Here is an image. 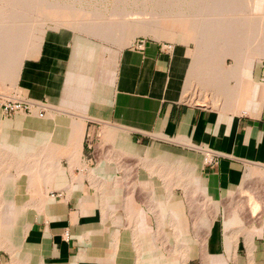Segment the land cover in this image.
<instances>
[{"label": "crops", "instance_id": "crops-1", "mask_svg": "<svg viewBox=\"0 0 264 264\" xmlns=\"http://www.w3.org/2000/svg\"><path fill=\"white\" fill-rule=\"evenodd\" d=\"M48 31L13 78L50 107L0 113V264H264V65Z\"/></svg>", "mask_w": 264, "mask_h": 264}, {"label": "rangeland", "instance_id": "rangeland-1", "mask_svg": "<svg viewBox=\"0 0 264 264\" xmlns=\"http://www.w3.org/2000/svg\"><path fill=\"white\" fill-rule=\"evenodd\" d=\"M9 1L10 0H0V93L14 97L43 99V98L32 97L29 94H27L25 90H20L18 77L17 79H15L13 78V76L19 75L18 70H20L24 58L30 55H34L36 49L38 48L39 43L41 42V39L44 37L45 33L49 32L48 29L50 28L66 27L69 28L71 32H74L76 34H81V33L87 34L93 38H97L100 42L119 46V47L130 44L131 48H134L133 40L137 36H145L148 38V40H156L160 42H164V41L173 42V47H174V45L176 44L175 41L176 35L184 39L182 44L183 49L187 48L189 49L190 52L196 53L199 46L198 39L188 33L190 32L188 30H191V28L189 27L191 25L188 21V17L201 16L200 14L195 13L197 12V10H199L198 9L199 7H192L191 3L186 5L187 3L185 4L184 2H188L187 0H164V2L162 0H56L60 3H65L72 6V8L65 7L62 9L59 8L50 9V8H42V7L38 8L36 6V3L33 2L34 0H31L28 5L20 7L19 11L21 13L19 14V20H20L19 23H15L17 19L16 18L17 14H15L16 8L13 9ZM48 1H55V0H48ZM225 9L227 8L218 9V11L221 12L216 15H209L206 13L202 15H206L208 17L217 16L219 18H222L223 20L230 19L232 21V25H231L232 29H230L227 24H224L223 35L229 33L233 35L237 25V28L240 29L238 31L239 33L238 38H236L235 40L233 36H230L231 39L230 38L220 39L215 42L208 40L209 42L207 41V43L208 44L211 43L212 46L214 47L216 46L215 49L216 51L220 52V54L221 53L223 54L224 50L226 52L227 49L226 44L229 43L231 44L239 43L238 49L242 54H246L247 49L248 50L258 49L260 47L259 44L253 43L251 36L253 35V32L261 33L259 36L262 37L261 42H264L263 41L264 26L261 25L259 26V28L258 27L251 28L252 26L241 25V20L242 17L243 18L251 17L250 15L256 16L263 12L255 8L252 9L228 8L227 10ZM187 11H188V15L186 16L187 18L180 17L179 19L178 15L181 12H187ZM244 12L246 13L248 12V13L244 14ZM173 14L176 16H174ZM72 18L75 19L77 18L76 20L78 22L77 23L69 22L70 19ZM111 19L115 21L116 20H120V21L122 20V21L121 22L114 21L113 23H110L109 20ZM71 21L74 20L72 19ZM70 23L74 25H71ZM129 23L132 24L140 23L144 26H150L149 29L153 31L136 33L131 39L127 41L126 38H127V33L129 32L128 30V26L130 25ZM106 25H108L107 29H106ZM155 29L158 30V33L161 31L160 34H158L159 36L158 38L154 33ZM63 30H67V29H61V31ZM164 31L167 36L165 35ZM245 36L248 37L246 38ZM173 38L174 41L171 40ZM245 40H247V42ZM222 41L223 43L224 42L225 43L224 44L220 43ZM249 43H250V47L251 44L254 45V47L249 48L248 47ZM242 44L244 45V49L241 48V46L243 47ZM248 55L252 58V61L250 62L248 67V73L251 71V68L253 69L256 65L258 64L264 65L263 54L261 55L248 54ZM248 55L246 54L245 58H248ZM208 58L209 57H206L203 60H201L203 62L206 59L205 62L202 63L203 66L204 65L206 66V69L207 68L211 69L212 66L221 65L222 66L221 68L230 71L233 70L237 65L235 60L233 61L234 57H232L231 55H226L223 57L219 55L209 58L210 60ZM206 69H205V75H207L208 77L209 73H211L210 71L212 70L210 69L206 70ZM221 79L222 77L220 78V80ZM205 98L208 99L207 96ZM0 113H2L1 109H0ZM16 113L29 115L32 117H34L35 115L36 117L44 116V115L40 116L36 112H14L10 115H4L2 113V115L10 117ZM39 119H43V118H39ZM25 132L26 129H24V131L22 130L23 136ZM55 145H56L55 146L56 147L55 150H56L60 144H55ZM106 149H107L106 144L102 145V143L91 142L87 140L85 143V149L83 151V159L86 161L87 166H92L96 164L101 157H104L102 155L107 154V152L109 153V151ZM38 158L39 157H37V159ZM53 160L55 161L56 159ZM258 171L264 173V170L262 169H258ZM245 180L250 181L249 176Z\"/></svg>", "mask_w": 264, "mask_h": 264}, {"label": "bare ground", "instance_id": "bare-ground-1", "mask_svg": "<svg viewBox=\"0 0 264 264\" xmlns=\"http://www.w3.org/2000/svg\"><path fill=\"white\" fill-rule=\"evenodd\" d=\"M31 0H10L9 3L11 5V7L14 9L16 8V12L15 14L16 15V21L15 23H19V14L21 13L19 11L20 7H23V6H26L29 4ZM56 1V0H55ZM48 1V0H34L33 2L36 3V6L38 8H50V9H62V8H65V7H69V8H72L71 5H68V4H65V3H60L58 1ZM164 2V0H162ZM188 2H184L186 5L188 4H192V7H199L197 10V14H200L201 16H192V17H188V21L190 23L191 26H189L191 28V30H188L190 32H188L190 35L196 37L198 39V49H197V52L196 53H192L194 55V59L195 60H199L200 59V62L201 60H203L204 58L206 57H209V58H212V57H215V56H226V55H231L232 57H234V60L235 62L237 63L236 67L234 69L237 70V67L239 70H243V74L244 76L246 77V75L248 74V67H249V64L250 62L252 61V58L248 55V54H263L264 56V42H261V36H259L261 33H258V32H253V35L251 36L252 37V40H253V43H256V44H259V48L258 49H255V50H248L247 49V55H248V58H245V55L246 54H242L240 52V50L238 49V44L237 43H229V44H226L227 45V49H226V52L224 50L223 54L218 51H216V46H212V44H208L207 41L210 40V41H217V40H220V39H228L230 38V36H233V38L236 40V38H238V31L240 29L237 28V25H236V29L233 33V35L231 33L229 34H226V35H223V28H224V24H227L229 26L230 29H232L231 25H232V21L230 19H225L223 20L222 18H219L217 16H206V15H202L204 13L206 14H209V15H216L218 13H220L221 11H218V9H222V8H235V9H243V8H255V9H259L260 11H262L263 13H260L256 16H252L250 15L251 17H245L243 18L242 17V20H241V25H245V26H252L251 28H254V27H258L263 25L264 26V0H187ZM71 2V1H70ZM176 4V3H175ZM169 6V5H168ZM177 8V7H176ZM187 8V7H186ZM182 9V8H181ZM225 9V10H227ZM230 10V9H229ZM252 12V11H251ZM246 12H244L245 14ZM248 13V12H247ZM246 13V14H247ZM258 13V12H257ZM175 14V13H174ZM173 14V15H174ZM251 14V13H250ZM77 15V14H76ZM156 15V14H155ZM178 15V14H177ZM188 15V11L187 12H181L178 17L180 19V17H185L187 18L186 16ZM78 16V15H77ZM161 16H164V15H161ZM176 16V15H174ZM35 17V16H34ZM83 17V16H82ZM84 18V17H83ZM104 18V17H102ZM111 18V17H110ZM117 18V17H116ZM231 18V17H230ZM240 18V17H239ZM74 20V21H71V20ZM70 19L69 22H72V23H77L78 21L75 19V18H72ZM86 19V18H85ZM94 19V18H93ZM162 19H165V18H162ZM170 19V18H169ZM173 19V18H172ZM177 19V18H175ZM43 20V19H42ZM144 20V19H143ZM106 21V20H105ZM104 21V22H105ZM115 20H109L110 23H113ZM116 21H119L121 22L120 20H116ZM115 21V22H116ZM134 21H137V20H134ZM140 21V20H139ZM142 21V20H141ZM150 21V20H149ZM157 21V20H156ZM155 21V22H156ZM236 21V20H235ZM58 22V21H57ZM80 22V21H79ZM83 22V21H82ZM85 22V21H84ZM99 22V21H98ZM108 22V23H109ZM125 22V21H124ZM152 22V21H151ZM14 23V22H13ZM161 23V21H160ZM188 23V22H187ZM262 23V24H261ZM68 24V23H67ZM71 24V23H70ZM130 25L128 26V30L129 32L127 33V41L129 39H131L136 33H139V32H148V31H153L150 28V26H144L140 23H129ZM153 24V23H152ZM71 25H74V24H71ZM75 25H78V24H75ZM142 25V26H141ZM107 26L106 25V29H107ZM117 26V25H116ZM187 26V25H186ZM153 27V26H151ZM239 27V26H238ZM263 30V29H262ZM124 31V30H123ZM166 31V30H165ZM164 31V33H165ZM256 31V30H255ZM261 31V30H260ZM113 32V31H112ZM119 32V31H118ZM117 32V33H118ZM161 32V31H160ZM160 32L158 33V30H154V33L156 34V37L158 38V34H160ZM168 32V31H167ZM171 32V31H170ZM242 32V30H241ZM95 33V32H94ZM102 33V32H101ZM248 33V32H247ZM246 33V34H247ZM121 34V33H120ZM111 35V34H109ZM163 35V34H162ZM161 35V36H162ZM166 35V33H165ZM173 35V33H172ZM241 35V34H240ZM244 35V34H243ZM263 35V33H262ZM116 36V34H115ZM119 36V35H118ZM167 36V35H166ZM172 37V36H171ZM246 37V36H245ZM248 37V36H247ZM246 37V38H247ZM243 38V37H242ZM231 39V38H230ZM183 38L181 37H178L176 35L175 37V41H176V44H175V47H174V52L175 53H183V47H182V44H183ZM247 42V40H245ZM264 41V40H263ZM115 42V41H114ZM119 42V40H118ZM122 42V40H121ZM209 42V41H208ZM232 42V41H231ZM250 42V41H249ZM117 43V42H116ZM219 43V42H218ZM220 43H223L220 42ZM225 43V42H224ZM223 43V44H224ZM242 43V42H241ZM244 43V42H243ZM204 44V45H203ZM214 44V43H213ZM217 44V43H215ZM229 45V47H228ZM243 45V44H242ZM248 45V44H247ZM263 46V47H261ZM218 47V46H217ZM221 47V46H220ZM249 48H252L254 47V45L251 44V47H250V43H249ZM258 47V46H257ZM241 48L244 49V45L243 47L241 46ZM247 48V47H246ZM173 49V44L170 48L169 51H171ZM224 49V48H223ZM211 51V52H210ZM220 51V49H219ZM246 51V50H245ZM244 52V51H243ZM251 55V56H252ZM199 58V59H198ZM208 58V59H209ZM260 58V57H259ZM206 60V59H205ZM204 60V61H205ZM210 60V59H209ZM217 60V59H216ZM197 62V61H196ZM196 64V63H195ZM217 64V63H216ZM199 66V65H198ZM197 66V67H198ZM205 66V65H204ZM208 66V65H207ZM195 67V66H193ZM196 67V68H197ZM210 67V66H209ZM222 66L221 65H218V66H212L211 69L210 68H207V69H210L212 71H210L211 73H209V79L211 81H215L216 79V76L219 75V76H224V74L228 75L229 74V70L227 69H223L221 68ZM198 69V68H197ZM204 69V68H203ZM206 69V68H205ZM206 69V70H207ZM233 69V70H234ZM196 70V69H195ZM233 70H230L233 72ZM203 71V70H202ZM205 71V70H204ZM238 71V70H237ZM226 72V73H225ZM239 72V71H238ZM241 72V71H240ZM204 73V72H203ZM225 75V76H226ZM230 75V74H229ZM228 75V76H229ZM239 75V73H238ZM207 76V75H206ZM242 76V75H241ZM231 77V76H230ZM239 78V77H238ZM242 78V77H241ZM240 78V79H241ZM244 78V77H243ZM230 79V78H229ZM223 80H226V79H223ZM222 80V81H223ZM247 78H244V82H247ZM220 81V82H222ZM228 81V79L226 80ZM240 81V80H239ZM229 82V81H228ZM242 82V81H241ZM214 83V82H213ZM224 83V82H223ZM227 83V82H226ZM214 85V84H213ZM219 85H222V84H219ZM237 85H238V81H237ZM210 86V85H209ZM229 86V84H228ZM240 86V85H239ZM224 88V87H223ZM227 89V88H226ZM236 91V90H235ZM224 92V91H223ZM236 93V92H235ZM232 95V94H231ZM36 117V115L34 116ZM18 144V143H17ZM7 145V144H6ZM42 145V144H41ZM78 145V144H77ZM60 147V146H59ZM77 151V150H76ZM74 154V153H73ZM205 158V157H204ZM40 159V158H39ZM31 162V161H30ZM58 164V163H56ZM31 165V164H30ZM37 165V164H36ZM35 166V165H34ZM56 166V165H55ZM31 167V166H30ZM36 167V166H35ZM57 167H59V164L57 165ZM27 168V167H26ZM38 168V167H37ZM55 168V167H54ZM31 169V168H30ZM57 169V168H56ZM55 169V170H56ZM34 170V169H33ZM39 173V172H38ZM43 173V172H42ZM49 173V172H48ZM34 174V173H33ZM33 174H30L33 176ZM42 175V174H40ZM46 176V175H45ZM52 176V175H51ZM49 177V176H48ZM32 178V177H31ZM58 178V177H57ZM33 179V178H32ZM46 179V178H45ZM34 180V179H33ZM49 181V179H48ZM30 183V182H29ZM32 183V182H31ZM30 183V184H31ZM43 207V206H42Z\"/></svg>", "mask_w": 264, "mask_h": 264}, {"label": "built area", "instance_id": "built-area-1", "mask_svg": "<svg viewBox=\"0 0 264 264\" xmlns=\"http://www.w3.org/2000/svg\"><path fill=\"white\" fill-rule=\"evenodd\" d=\"M148 38L145 36H137L133 40V46L135 49L143 50ZM172 46L171 42H160L161 49L170 50ZM50 107L45 99H35L27 97H14L0 93V109L4 115H10L14 112H36L40 116ZM203 151L204 163L208 165H214L217 163L219 153L213 151L207 146H198ZM51 194L60 195L59 191L51 192ZM64 235L68 236V231L65 229Z\"/></svg>", "mask_w": 264, "mask_h": 264}]
</instances>
